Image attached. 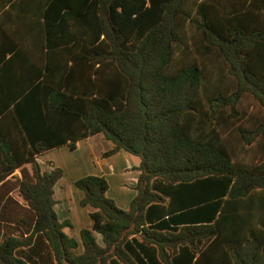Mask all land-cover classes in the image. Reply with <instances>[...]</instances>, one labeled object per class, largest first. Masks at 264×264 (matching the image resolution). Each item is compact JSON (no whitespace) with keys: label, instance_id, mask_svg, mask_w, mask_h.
Instances as JSON below:
<instances>
[{"label":"trees","instance_id":"1","mask_svg":"<svg viewBox=\"0 0 264 264\" xmlns=\"http://www.w3.org/2000/svg\"><path fill=\"white\" fill-rule=\"evenodd\" d=\"M39 5L22 15L36 58L0 21V220L18 186L29 234L2 238L0 264H264V0ZM95 135L139 158L137 195L124 210L104 177L78 179L77 253L54 209L63 170L36 157Z\"/></svg>","mask_w":264,"mask_h":264},{"label":"crops","instance_id":"2","mask_svg":"<svg viewBox=\"0 0 264 264\" xmlns=\"http://www.w3.org/2000/svg\"><path fill=\"white\" fill-rule=\"evenodd\" d=\"M46 0H22L17 4V0H13L10 4L13 7L4 5L6 0H0V21L16 34L17 42L21 49L29 57H35L30 54L31 49L37 44L35 39L27 32L29 40H25V17L23 14L28 13L31 9L37 13L36 7ZM8 2V1H7ZM16 3V8L14 7ZM40 6V5H39ZM30 11V12H32ZM16 12V13H15ZM22 34V35H21ZM24 34V35H23ZM18 75L23 74L26 59L21 56L17 60ZM8 128L12 130L10 124L4 125V132L0 131V139H8L13 137V130L8 132ZM113 149L111 142L106 140L102 135H95L78 141L76 149L71 150L68 146L47 151L36 157V162L40 167L41 173L50 172L55 168L63 170V176L55 184L53 190V198L55 200L54 209L60 222L67 221L71 227H66L64 232L72 239L80 243V230L92 228V220L90 207H82L80 201L84 194L75 186V182L85 176H101L104 177L109 184L107 196L115 201V203L124 210L129 209L131 201L136 197V186L138 183V173L134 171L140 163L139 158L130 155L121 150L114 155L105 157L104 155ZM22 168V169H21ZM21 168L16 169L9 175L5 182L15 183L23 178L30 179L32 177V167L30 164H24ZM12 185V184H11ZM5 198H11L13 201L8 202L4 212L5 220H0V241L7 234L15 237H28L27 231L21 226L20 218L25 217V211L19 209V206L27 207L25 202L19 195L18 186H13ZM5 200L0 203L2 206ZM17 203V204H15ZM2 218V217H1ZM97 242L102 243L101 236L96 235ZM81 252V245L77 253Z\"/></svg>","mask_w":264,"mask_h":264},{"label":"rangeland","instance_id":"3","mask_svg":"<svg viewBox=\"0 0 264 264\" xmlns=\"http://www.w3.org/2000/svg\"><path fill=\"white\" fill-rule=\"evenodd\" d=\"M80 244V243H79Z\"/></svg>","mask_w":264,"mask_h":264}]
</instances>
